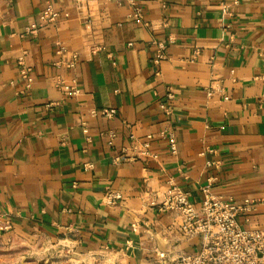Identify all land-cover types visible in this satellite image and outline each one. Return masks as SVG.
I'll return each mask as SVG.
<instances>
[{
    "label": "crops",
    "instance_id": "crops-1",
    "mask_svg": "<svg viewBox=\"0 0 264 264\" xmlns=\"http://www.w3.org/2000/svg\"><path fill=\"white\" fill-rule=\"evenodd\" d=\"M48 1L58 20L25 34ZM234 1L140 0L144 26L127 0H0V232L156 264L154 247L174 257L200 240L142 197L173 179L199 209L209 178L214 194L252 199L238 221L264 228V0ZM159 40L165 57L154 64ZM57 42L64 62L77 54L73 67L55 63ZM22 49L29 87L18 72ZM58 74L75 80L76 95L53 85ZM103 108L116 113L107 118ZM164 129L175 132V154L158 135ZM146 134L157 157L133 158ZM107 189L122 197L106 203Z\"/></svg>",
    "mask_w": 264,
    "mask_h": 264
},
{
    "label": "built area",
    "instance_id": "built-area-1",
    "mask_svg": "<svg viewBox=\"0 0 264 264\" xmlns=\"http://www.w3.org/2000/svg\"><path fill=\"white\" fill-rule=\"evenodd\" d=\"M131 6L129 16L137 23L144 26H150V23L143 17L142 6L140 0H127ZM237 3V0L234 1ZM223 14L228 17L231 15L230 5L223 2L221 4ZM59 18V11L54 5L48 1L44 8L38 13L37 20L28 25L25 34L34 35L44 25L55 23ZM171 40V37H169ZM157 45V53L153 59L154 64L165 57V42L162 40L154 41ZM66 51V47L57 42L55 53L60 56L56 60V64H65L66 67H73L77 61V54L73 53L71 59L64 62L62 55ZM27 51L22 49L17 56L18 72L25 80L26 87H29L33 81L32 67L26 62ZM53 85L62 92L76 95L78 88L75 80L72 78L69 82L61 75H55ZM213 89L221 91V87ZM212 91L209 90L208 94ZM264 93V87L262 89ZM167 101L171 100L173 95L170 91L166 94ZM224 98H227L224 96ZM166 113H170L171 107L168 103H162ZM95 114V111H91ZM115 108H103L101 114L107 118L115 115ZM83 132L87 133V128H83ZM159 136L167 139L168 150L170 153L177 152V140L175 132L172 129H164L158 133ZM115 133L108 131V145H112ZM130 139H134V135H129ZM88 140L89 137L87 136ZM153 139L152 134H146L141 142L138 154L135 157L140 158H156L157 154L150 151V142ZM115 161H120V155L114 157ZM212 163L207 162V166ZM84 169L89 170L93 167L91 162L83 164ZM206 185L200 188L201 200L200 207L196 209L189 199V193L183 190L173 179L168 180V186L161 191H155L151 195L143 196V204L153 206L159 211H171L180 217V229L187 237L197 236L200 240L199 248L180 253L174 257H170L166 252L154 247L156 254V264H264V228L242 226L238 221V214L242 211H248L254 204L252 199L244 198L241 201L231 196H223L214 194L211 190V178ZM104 201L108 204L115 203L122 196L119 191L107 189L103 194ZM136 222L133 229H135ZM5 228L10 225L6 224Z\"/></svg>",
    "mask_w": 264,
    "mask_h": 264
},
{
    "label": "rangeland",
    "instance_id": "rangeland-1",
    "mask_svg": "<svg viewBox=\"0 0 264 264\" xmlns=\"http://www.w3.org/2000/svg\"><path fill=\"white\" fill-rule=\"evenodd\" d=\"M0 264H119L75 242L35 232H0Z\"/></svg>",
    "mask_w": 264,
    "mask_h": 264
}]
</instances>
